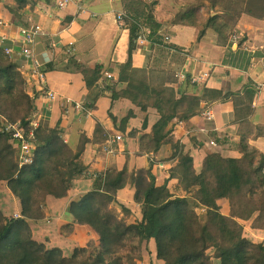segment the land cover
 <instances>
[{
  "label": "trees",
  "instance_id": "1",
  "mask_svg": "<svg viewBox=\"0 0 264 264\" xmlns=\"http://www.w3.org/2000/svg\"><path fill=\"white\" fill-rule=\"evenodd\" d=\"M13 1L5 8L22 27L30 29L23 11L34 9L37 1ZM173 1L181 7L173 23L197 29L198 44L211 31L225 46L244 15L264 21V0ZM124 9L130 49L129 61L116 66L118 82L104 80L102 66L90 68L73 57L68 59L65 70L74 69L84 78L90 98L81 104L84 115L96 111L101 98H109L108 115L114 125L117 119L113 107L123 100L142 113L155 109L159 119L149 128V118L145 117L140 129L127 134L129 139L139 140L135 157H146L144 168H131L127 153L122 170L108 167L104 173H97L94 189L70 205L68 213L73 221L60 227V236L70 237L79 226L93 232L97 239L86 247H77L68 257L59 248L47 249L37 242L29 223L45 222L47 200L67 198L74 181L92 172L81 157L88 144L104 145L109 136L97 124L93 139L82 134L73 150L65 140L61 120L54 128L34 126L36 98L27 92L19 62L9 60L0 50V117L4 119L0 118V182L7 184L22 208L18 219L7 217L0 208V264H143L151 242L155 244L157 260L163 264H264V242L255 243L244 236V223H250L253 230L264 231V153L252 144L264 137V127L250 122L260 87L251 83L242 95H224L220 90L205 88L200 95L196 92L200 87L191 84L189 75L178 87L180 78L175 71L135 68L133 53L140 38L151 42L164 26L156 20L154 6L143 0H128ZM246 42V38H241L238 50ZM56 70L58 66L53 64L45 71ZM188 85L195 92L189 93ZM230 100L234 103L239 138L231 141L227 135L222 136L215 142L217 150L208 153L196 171L194 158L175 136L174 121L191 124L208 107ZM133 119L136 114L130 110L121 122L124 133ZM5 121L20 123L24 134L33 136L31 165L19 166L16 161L20 144L12 134L1 131ZM212 137L217 135L213 133ZM197 142L191 136L194 149H201ZM166 150L170 156L161 163L168 168L166 178L160 181L153 172L155 157ZM228 150L240 157L223 156L222 152ZM174 181L180 195L170 189ZM129 186L141 214V219L134 222L129 220L133 215L129 208L121 206L119 212L116 207L119 194ZM220 203H227L228 214L223 213Z\"/></svg>",
  "mask_w": 264,
  "mask_h": 264
},
{
  "label": "crops",
  "instance_id": "2",
  "mask_svg": "<svg viewBox=\"0 0 264 264\" xmlns=\"http://www.w3.org/2000/svg\"><path fill=\"white\" fill-rule=\"evenodd\" d=\"M143 1L150 7L154 6V16L164 28L154 41L138 44L133 53V66L140 69L175 71L179 76L189 75L191 78L200 74L211 73L212 79L205 86L197 89L196 92L200 95L205 88L220 90L224 95L231 93L242 95L243 89L253 83L260 89L254 104L255 113L250 122L252 125L264 127V21L244 15L238 23L237 34L247 39L245 43L247 48L243 47L238 50V47L236 49L234 46L229 49L230 42L227 41L226 45L223 46L217 36L215 43L218 42L221 52H217V57L214 60V56L211 55L212 50L211 52L207 50L209 56L201 59L199 52L200 49H203L205 40L214 37L211 31L198 44L197 29L173 23L176 16L181 13V7L173 0ZM127 2L128 0H84L83 3H75L65 11H58L55 7V0H43L34 9L26 8L23 11L31 28L35 25L42 27V32L36 38L35 46L39 61L45 69L53 64L58 66V70L48 73L45 92L42 93L36 88L31 90L35 86L32 82L33 79L29 77L32 63L21 58L16 60L22 67L26 78L27 92L36 98L37 113L34 122L54 128L61 120V127L66 132L65 140L73 150H76L82 134H85L88 139H93L97 124L106 130L108 137L121 134L120 131L127 135L134 128L140 129L145 117L149 118V128L159 119V114L155 109H150L148 113H142L132 103L123 100L116 102L113 107L112 113L117 119V124L114 125L108 115L111 109L109 98H101L97 103V110L84 115L81 112V104L90 100L84 78L74 69L65 70L68 66V59L73 57L90 68L102 66L104 68V80L113 83L118 82L116 66L126 64L129 61V31L126 29L125 19L119 20L120 15L124 17V6ZM0 3L1 10L2 4L4 8L7 5H13L14 1L0 0ZM169 3H172L173 6L167 8L166 4ZM0 17L7 18L14 23V27L11 29L12 34H16L22 25L6 8L5 11H0ZM166 37L169 39L168 41H165ZM225 50H233L234 54L228 56ZM245 51H248L249 54ZM244 57L248 61H244ZM204 64L210 67L202 70ZM182 84L184 82H180L178 87ZM187 90L189 93L195 92L192 85L190 87L188 85ZM48 91L54 93L53 99L46 98ZM204 106L205 103H202V108ZM207 109L214 111V120H206L202 115L194 119L191 124L185 122L183 127H176L175 129V136L184 145L185 152H190L194 158L196 171H199L203 158L213 150H217L215 147V149L211 148V142H217L224 135H227L231 141H237L239 138V125L235 124L232 100L226 104L208 107ZM130 110L135 111L136 119L128 123L127 133H124L120 128L121 122ZM101 111L103 112L101 113ZM149 131L150 129L147 132ZM213 133L217 137H212ZM191 136L196 137L199 142L197 144L201 145V149H194ZM71 140L74 142L71 143ZM138 142V139H129L128 137L125 139L123 136L121 151L115 155L103 153V145L90 143L81 157V162L90 166L91 170L97 173H104L108 167H116L122 170L126 164V154L129 153L131 157L130 167L133 168L136 165L139 169L144 168L147 164L146 157H135V153L139 150ZM252 144L264 153V137L252 141ZM222 155L240 157L236 152L224 151ZM169 156L170 152L166 150L162 151L155 159L159 165H162L160 159H166ZM162 166L164 167V165ZM172 183L177 184L176 181ZM95 185V180H89L87 177L78 178L74 181L73 188L67 198L62 200L49 198L46 203L47 220L43 223H29L34 239L45 244L47 249L59 248L66 257L79 247L78 245L75 246L77 238L86 235L95 239L96 236L93 232L79 226H76L70 237L61 236V239L51 230L44 228L48 225H54L55 231L57 230L59 233L61 226L71 223L73 218L68 213L70 205L73 202H80L88 192L94 189ZM130 189L133 188L129 186L121 194H126ZM133 195L134 190L132 191V198ZM0 208L7 217L21 216V204L12 196L5 182H0ZM37 228H39L38 231H36ZM249 230L260 233L263 238L260 242L254 241L255 243L264 242L263 231L253 230L250 227Z\"/></svg>",
  "mask_w": 264,
  "mask_h": 264
},
{
  "label": "built area",
  "instance_id": "3",
  "mask_svg": "<svg viewBox=\"0 0 264 264\" xmlns=\"http://www.w3.org/2000/svg\"><path fill=\"white\" fill-rule=\"evenodd\" d=\"M37 6L40 5V3L43 0H36ZM84 0H55V7L58 11H65L67 8L72 6L75 3H83ZM149 1L150 0H145ZM119 20H123V16H119ZM14 27V23L7 18L0 17V50L4 52V54L8 57L9 60H17V58H21L25 61H30L32 63V70L29 72V77L33 79V83L35 84L34 87L31 88L33 90L34 88L39 89L42 93L45 91V85H46V79L48 76V72H46L45 67L42 65V63L38 59V55L36 52V38L37 36L42 32V27L35 25L34 27L30 29H26L22 26L18 29L16 34H12L11 29ZM169 39L166 37L165 41H168ZM241 40V37L237 34L236 31H234L229 38L230 45L238 46L239 41ZM154 41V40H153ZM146 41L145 39L140 38L139 44H143ZM244 48H247L246 44L243 45ZM171 51H174L171 48H168ZM180 82H184L186 76L180 75ZM111 79V78H109ZM212 79L211 73H205L200 74L198 76L191 78V84L197 85L199 87L205 86L210 80ZM28 88V84H27ZM46 98L53 99L54 93L51 91H48L46 94ZM203 116L206 120H214L215 119V113L211 109H206L203 113ZM1 118V117H0ZM3 119V118H1ZM4 120V119H3ZM174 124L176 127H183L185 125V122L183 120L176 119L174 121ZM34 126H38L36 122H33ZM1 131H4L5 133L12 134L14 138L19 142V150L17 152L18 164L19 166H28L33 163L34 159V143H33V136L30 134L29 136H26L23 132V129L21 128V124H11L8 122H4L3 127ZM123 145V136L121 134H114L110 135L108 138L107 143H105L102 146V150L107 155H115L117 152L121 151V147ZM210 146L216 147L215 142H211ZM156 167L159 169H165L162 165H159L156 163ZM91 174L93 175V179L91 177ZM89 180H96L97 175L90 173L89 175H86ZM20 216L15 215L13 218L18 219Z\"/></svg>",
  "mask_w": 264,
  "mask_h": 264
},
{
  "label": "rangeland",
  "instance_id": "4",
  "mask_svg": "<svg viewBox=\"0 0 264 264\" xmlns=\"http://www.w3.org/2000/svg\"><path fill=\"white\" fill-rule=\"evenodd\" d=\"M189 2L191 3H197V2H202L203 0H188ZM1 4V3H0ZM167 8H170L173 6L172 3H169V4H166ZM1 10H4L5 11V7L3 8V4H2V7H1ZM0 10V11H1ZM206 15V13H203ZM237 32V30H235ZM212 36L214 37H210L209 39L205 40L204 44H203V49H200V52H199V55L201 56V59H204L205 57L209 56V53L207 50H209L211 52V55L214 56V60L216 59L217 57V52H221L220 49H219V44L218 42L215 43V40L217 38L218 35H216L215 33L211 32ZM242 38V37H241ZM234 47V45H229L228 48L229 49H232ZM237 45H236V49H237ZM226 53L228 54V56H231L232 54H234L233 50H225ZM247 54H249L248 51H245ZM206 59H210V58H206ZM234 59V58H233ZM232 59V60H233ZM244 61H248L247 58H243ZM210 66L207 65V64H204L202 66V70H206L208 69ZM181 68V67H180ZM179 68V69H180ZM150 69V68H149ZM23 73V71H22ZM24 74V73H23ZM103 111H101L102 113ZM107 113V112H106ZM111 122V121H109ZM118 131H120L118 129ZM121 133L125 139L127 137L126 134H123L121 131L119 132ZM179 140V139H178ZM74 140H71V143H73ZM103 151V150H102ZM227 152H233V151H227ZM104 153V152H103ZM119 155V154H118ZM117 155V156H118ZM19 155L16 156V161L18 162L17 160V157ZM165 158H161L160 159V162L161 161H164ZM165 169L161 170L159 169L158 167H155L154 168V174L157 176V177H160V180H164V178L166 177V170L168 168V165L165 164ZM134 167H137L136 165H134ZM93 174H97V172H91ZM78 180V179H76ZM96 181V180H95ZM170 189L172 190L173 193H176V195H180V193L178 192L177 190V186L174 185L173 183L170 185ZM132 191L133 189H130L129 192H127L126 194H121L120 195V200H119V203L117 204V209L119 210V212H121V206H125L126 208H129L132 212H133V215L129 218V220L131 222H134L135 220H140L141 219V214H140V210L138 209V207L135 205V203L133 202V198H132ZM183 195V193H181ZM222 205V208H223V213L224 214H228V205L227 203H220ZM2 205V204H1ZM11 205V204H9ZM13 217V216H11ZM202 218V217H201ZM244 227H245V230H244V236L246 238H248L249 240L251 241H258L260 242L263 238L261 236L260 233H255L254 231L252 230H249V227H250V223H244ZM46 230H51L53 233L57 234L58 238L61 239V236L59 235V233L57 232V230L55 231L54 229V225H48V227H44ZM39 228H37L36 231H38ZM259 231V230H258ZM264 232V231H263ZM90 236V234H89ZM97 237H95V239H91L90 237L88 236H84V237H79L77 238V242L75 244L78 245L79 247H86L87 244L91 241V240H96ZM73 241V240H71ZM54 244V243H53ZM83 245V246H81ZM147 250L145 251V260H144V263L143 264H163L162 262L158 261L157 258H156V252H155V244L154 242H151L150 245L147 246ZM64 255V254H63ZM66 255H70V254H66ZM217 264V263H216Z\"/></svg>",
  "mask_w": 264,
  "mask_h": 264
},
{
  "label": "water",
  "instance_id": "5",
  "mask_svg": "<svg viewBox=\"0 0 264 264\" xmlns=\"http://www.w3.org/2000/svg\"><path fill=\"white\" fill-rule=\"evenodd\" d=\"M214 15V14H213Z\"/></svg>",
  "mask_w": 264,
  "mask_h": 264
}]
</instances>
